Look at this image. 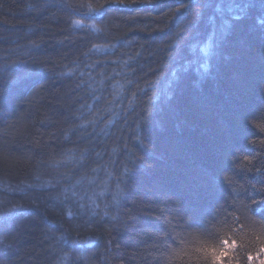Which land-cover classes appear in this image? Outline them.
I'll return each instance as SVG.
<instances>
[{"label": "trees", "instance_id": "obj_1", "mask_svg": "<svg viewBox=\"0 0 264 264\" xmlns=\"http://www.w3.org/2000/svg\"><path fill=\"white\" fill-rule=\"evenodd\" d=\"M247 2L213 44L205 0H0V264H264Z\"/></svg>", "mask_w": 264, "mask_h": 264}, {"label": "snow or ice", "instance_id": "obj_2", "mask_svg": "<svg viewBox=\"0 0 264 264\" xmlns=\"http://www.w3.org/2000/svg\"><path fill=\"white\" fill-rule=\"evenodd\" d=\"M249 6L250 4L247 0H205L204 7L212 8V14L209 16V20L215 24V30L210 32L213 44L222 41L226 37L233 27L232 22L239 21ZM258 23L264 24V17H261ZM208 45L209 41L205 40L204 47L201 48L202 56L208 57L211 55L208 50ZM204 66H207L206 63ZM224 243L227 245L228 242L224 241ZM220 254L224 255L225 253L221 251Z\"/></svg>", "mask_w": 264, "mask_h": 264}]
</instances>
